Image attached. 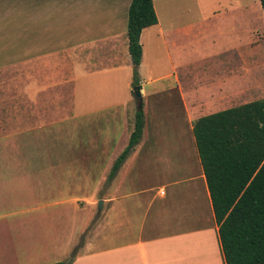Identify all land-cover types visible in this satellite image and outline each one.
Listing matches in <instances>:
<instances>
[{"label": "crops", "instance_id": "0c3cea01", "mask_svg": "<svg viewBox=\"0 0 264 264\" xmlns=\"http://www.w3.org/2000/svg\"><path fill=\"white\" fill-rule=\"evenodd\" d=\"M132 2L0 0V75L7 74L0 78V149L43 147L35 165L49 166L34 175L33 190L19 192L45 205L11 227L51 231L33 241L25 235L21 256L3 251L0 264H225L197 147L187 153L186 143L165 135H193L200 118L264 99V30L255 29L260 21L264 29V10L260 0H231L200 21H225L227 33H203V24L172 33L153 0L158 25L140 39L146 126L108 182L138 111L127 36ZM172 149L179 151L173 157ZM30 172L21 179L31 181ZM96 201L103 208L91 228Z\"/></svg>", "mask_w": 264, "mask_h": 264}, {"label": "trees", "instance_id": "16d2710c", "mask_svg": "<svg viewBox=\"0 0 264 264\" xmlns=\"http://www.w3.org/2000/svg\"><path fill=\"white\" fill-rule=\"evenodd\" d=\"M264 10V0H260ZM158 25L153 0H133L127 36L139 86L142 32ZM146 126L137 111L129 145L109 181L140 143ZM193 135L211 197L225 264H264V99L197 120ZM77 252L72 254V260ZM54 264H65L64 262Z\"/></svg>", "mask_w": 264, "mask_h": 264}, {"label": "rangeland", "instance_id": "374dc122", "mask_svg": "<svg viewBox=\"0 0 264 264\" xmlns=\"http://www.w3.org/2000/svg\"><path fill=\"white\" fill-rule=\"evenodd\" d=\"M248 1V0H246ZM253 2L254 0H250ZM259 2V0H258ZM156 6L159 10V18L161 25L165 27L166 31L170 30L169 32L178 33L180 29H186L183 33H191V26L197 24L196 30L198 31L203 24V33H227L228 32V23L225 21H207L205 23L200 22L205 17L206 14L210 13L212 9L218 7V9L223 10L227 5L230 7L231 0H155ZM186 10V12H184ZM171 25L172 29L167 28V26ZM256 30L262 31L264 30L262 27V21L255 27ZM194 31V30H192ZM194 33V32H192ZM12 38H14V42L17 44L18 33H11ZM4 47V39L3 34L0 33V62L3 61L2 59V50ZM220 57V56H219ZM218 60H222V58H218ZM147 74V69L144 68V75L143 79H145V75ZM7 74L3 73L0 78L6 76ZM250 80L245 79L243 81L244 85H246ZM252 95V94H251ZM255 96V93L252 95ZM251 96V97H252ZM264 95H262L263 98ZM187 130V129H186ZM188 132V131H187ZM185 135L179 136L180 138L177 139V135L174 134H167L166 140L167 141H181L187 144L188 150L187 153H190L193 148L196 147L194 136L189 135L188 133ZM192 141V143H191ZM45 144H49V142H45ZM196 150V148H195ZM23 152V153H22ZM21 151L18 150H4L3 148L0 149V219H8L11 222L10 227H3V223L0 222V263L2 261L1 257L3 256V251L7 253L11 258L14 256H21L18 252L22 248L20 244L26 235V237H30L32 241L34 240L35 236L42 235L43 237L47 236V233L50 234V230L46 229H34L30 228L27 225L25 228H20L18 224L12 226V222L14 219L18 218H28L31 214L30 212L34 213L36 209H39L41 206L45 205L46 200H42L39 202H35L34 199H30L26 196L22 197V194H19L21 190H29L34 189L35 186L38 184V181L35 179L34 175L41 174L43 171H47L49 166H40L38 167L35 165L34 159L36 157L43 158L42 155L45 150L42 147L41 150H37L34 148L30 149H23ZM179 151H174L173 149L170 151L171 156L173 157ZM190 155H187V161H189ZM11 160V161H10ZM33 164L27 166L26 164ZM26 170L31 171L32 179L29 182H25L21 179L24 175L23 172ZM49 170V169H48ZM33 172V173H32ZM29 185L26 187V185ZM24 190V191H25ZM9 192L15 193L13 198L8 197ZM29 192V191H28ZM77 195V193H76ZM86 202L81 203V208H85ZM89 205V204H88ZM92 208V223L91 228L96 226L98 218L100 216L99 211V203L96 201L91 204ZM18 216V217H15ZM88 226L87 229H89ZM85 230L84 236L79 240V246L82 244L85 235L87 234L88 230ZM55 233V231H54ZM65 235V231H59L58 241L61 243L62 238ZM78 248L74 249V251H78ZM73 251V252H74ZM72 257V255H71ZM70 257V258H71ZM69 261L66 260L65 264ZM46 261H43L41 264H47ZM54 262V261H53ZM18 264H29L25 261H20Z\"/></svg>", "mask_w": 264, "mask_h": 264}, {"label": "water", "instance_id": "95a60500", "mask_svg": "<svg viewBox=\"0 0 264 264\" xmlns=\"http://www.w3.org/2000/svg\"><path fill=\"white\" fill-rule=\"evenodd\" d=\"M133 94L135 97V100L137 102V107H138V111H142L143 110V91H142V86H134L133 87ZM103 208V201L99 202V210L102 211ZM66 264H70V260L66 263Z\"/></svg>", "mask_w": 264, "mask_h": 264}]
</instances>
